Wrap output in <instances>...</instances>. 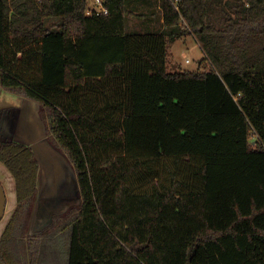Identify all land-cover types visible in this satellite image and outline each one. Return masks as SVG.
<instances>
[{
	"label": "trees",
	"instance_id": "trees-1",
	"mask_svg": "<svg viewBox=\"0 0 264 264\" xmlns=\"http://www.w3.org/2000/svg\"><path fill=\"white\" fill-rule=\"evenodd\" d=\"M103 1L109 13L91 16L88 0H0V95L40 104L80 191L31 233L40 162L0 132L17 199L0 260L264 264V0ZM128 17L162 28L130 32ZM191 35L199 70L170 71L171 46ZM186 159L191 178L176 180ZM161 160L176 165L172 184L134 191L137 170Z\"/></svg>",
	"mask_w": 264,
	"mask_h": 264
},
{
	"label": "rangeland",
	"instance_id": "rangeland-1",
	"mask_svg": "<svg viewBox=\"0 0 264 264\" xmlns=\"http://www.w3.org/2000/svg\"><path fill=\"white\" fill-rule=\"evenodd\" d=\"M89 2V0H88ZM219 14H213L218 19ZM144 18L128 17V30H138ZM54 21H50V23ZM156 27H159L156 25ZM205 57L200 45L194 36H187L177 41L170 49V71L183 69L189 71L199 70L200 61ZM189 60L190 63L186 61ZM0 110L8 109V119L0 125V132L8 139H13L32 146L37 151L40 161L39 195L35 208L34 223L31 225L32 232H39L44 226L51 223L53 215L64 214L71 207L80 202V191L75 171L68 157L51 142V138L45 129V124L40 117V104L18 94L2 91ZM11 109V111H9ZM256 137L253 138V140ZM34 145V146H33ZM191 162L183 161L176 180L191 178ZM151 170L140 168L133 177V190L136 192L153 191L154 188L170 186L173 181V173L176 165L172 160L155 162ZM0 183L7 195V212L0 222V231L4 223H7L12 215L10 211L13 204H17L15 181L7 167L0 163ZM44 220L45 223H39ZM31 232V233H32Z\"/></svg>",
	"mask_w": 264,
	"mask_h": 264
},
{
	"label": "crops",
	"instance_id": "crops-1",
	"mask_svg": "<svg viewBox=\"0 0 264 264\" xmlns=\"http://www.w3.org/2000/svg\"><path fill=\"white\" fill-rule=\"evenodd\" d=\"M132 7L133 8H137V12L140 13H148L150 14L152 12L153 9H155L157 12H160V5L157 3H142V2H135V3H132ZM141 24L139 25V29L138 30H133V31H130V32H141V33H144L148 30H153V31H156V30H159L162 28V23H163V20L159 19V20H155L153 18H150L148 21L146 20H143V21H140ZM156 25H158L159 27H156ZM2 96H3V93L1 92V95H0V101L2 100ZM16 207V203L13 204V208L12 210L10 211V213L12 214L14 209ZM35 216V215H34ZM33 220H34V217H33ZM32 220V223L31 225L34 223V221ZM39 223H42L44 224L45 221L44 220H39L38 221ZM7 223H4L3 227H2V230L0 231V238L4 232V229L6 227ZM47 226V224L44 226V228ZM33 230V229H32ZM31 228H30V232H32ZM32 233H35V232H32Z\"/></svg>",
	"mask_w": 264,
	"mask_h": 264
},
{
	"label": "built area",
	"instance_id": "built-area-1",
	"mask_svg": "<svg viewBox=\"0 0 264 264\" xmlns=\"http://www.w3.org/2000/svg\"><path fill=\"white\" fill-rule=\"evenodd\" d=\"M109 10L105 6L103 0H89L88 2V8H87V15H94V14H108ZM187 63H190L189 60L186 61Z\"/></svg>",
	"mask_w": 264,
	"mask_h": 264
},
{
	"label": "water",
	"instance_id": "water-1",
	"mask_svg": "<svg viewBox=\"0 0 264 264\" xmlns=\"http://www.w3.org/2000/svg\"><path fill=\"white\" fill-rule=\"evenodd\" d=\"M24 144V143H23ZM34 146V145H33ZM32 147V146H31ZM34 149L35 152H37L35 150L34 147H32ZM37 155V153H36ZM38 158V157H37ZM39 160V159H38ZM40 162V161H39ZM7 195H6V191L3 187V185L0 183V222L4 219V217L6 216V212H7ZM0 264H5L3 261L0 260Z\"/></svg>",
	"mask_w": 264,
	"mask_h": 264
}]
</instances>
